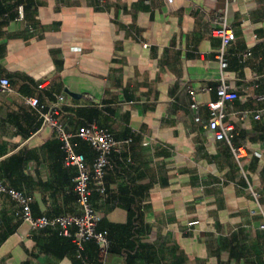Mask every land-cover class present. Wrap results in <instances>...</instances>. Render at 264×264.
Instances as JSON below:
<instances>
[{
    "label": "crops",
    "instance_id": "crops-1",
    "mask_svg": "<svg viewBox=\"0 0 264 264\" xmlns=\"http://www.w3.org/2000/svg\"><path fill=\"white\" fill-rule=\"evenodd\" d=\"M20 6L24 20H16ZM215 10L235 34L223 77L237 99L225 103L223 122L245 149L239 163L206 128L216 96L202 89L220 75ZM0 78L11 89L0 91V179L32 198L34 217L80 213L75 170L25 102L63 96L68 132L94 122L131 140L109 157L105 194L90 197L111 239L106 264H127L125 251L129 264H264L262 219L248 191L264 212V0H0ZM76 152L95 157L82 141ZM15 209L0 195V264H99L93 242L84 263L69 239L31 230ZM129 210L136 227H127Z\"/></svg>",
    "mask_w": 264,
    "mask_h": 264
},
{
    "label": "built area",
    "instance_id": "built-area-1",
    "mask_svg": "<svg viewBox=\"0 0 264 264\" xmlns=\"http://www.w3.org/2000/svg\"><path fill=\"white\" fill-rule=\"evenodd\" d=\"M166 1L172 2V0ZM212 1L217 4L219 0ZM227 1L225 0V2ZM16 20H24V11L21 6L17 7ZM209 21L212 26L211 36L219 40L215 58L218 62L220 75L219 82L214 89L210 87L202 89L204 92L213 91L216 96L214 100L207 103L210 120L206 128L214 134L215 140L223 141L228 145L233 159L239 163L245 156V149L232 145L233 128L223 122L226 116L225 103L237 99L236 92L223 77V72L228 67L227 50L235 40V34L227 22L225 11L215 10L209 17ZM27 29L33 30V27L27 26ZM146 46L143 45V47ZM251 55L250 51L238 55V63H243ZM0 91L3 93L11 91L8 79L0 78ZM187 93L192 101L190 107L195 109V93L192 90H188ZM84 98L90 99V96L85 95ZM260 99H264V95ZM25 102L36 112L40 125L49 127L54 132L64 155V165L73 167L75 170L73 192L80 213L55 217H34L31 213L32 198L21 191L7 187L1 179L0 195L7 196L16 204L15 218L26 223L31 230L50 229L56 231L59 236L69 239L74 245L75 257L84 263H86L82 256L84 244L93 242L97 247L99 264H106L110 249L109 235L107 231L98 229L100 216L92 207L90 197L92 193H97L100 196L105 194L104 178L107 170L112 168L109 157L112 153L119 152L120 144H128L131 140L128 138L118 142L108 130L99 127L94 122L81 125L74 133L68 132L60 119L64 103L63 96H58L47 104L40 102L35 97L26 98ZM258 117V115H254L255 119ZM80 141L86 143L94 152L95 157L91 162H88L84 155L76 152ZM248 191L259 208L262 219L260 229L264 231V212L258 202L259 196L251 187L248 188Z\"/></svg>",
    "mask_w": 264,
    "mask_h": 264
},
{
    "label": "trees",
    "instance_id": "trees-1",
    "mask_svg": "<svg viewBox=\"0 0 264 264\" xmlns=\"http://www.w3.org/2000/svg\"><path fill=\"white\" fill-rule=\"evenodd\" d=\"M134 224H135V220L132 219V215H130V210H129V220H128L127 227H134L135 226ZM109 240H110V249H111V239H110V236H109ZM110 249H109V253H110ZM127 249L129 250V248H127ZM97 255H98V252H97ZM123 255L125 256V259H126L127 264H129V259H130L129 253H127L125 251V252H123Z\"/></svg>",
    "mask_w": 264,
    "mask_h": 264
}]
</instances>
